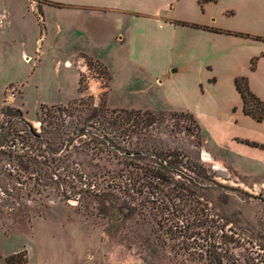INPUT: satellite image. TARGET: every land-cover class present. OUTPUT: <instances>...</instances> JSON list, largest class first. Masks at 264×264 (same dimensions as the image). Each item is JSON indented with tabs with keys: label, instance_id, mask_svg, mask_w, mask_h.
Returning <instances> with one entry per match:
<instances>
[{
	"label": "rangeland",
	"instance_id": "1",
	"mask_svg": "<svg viewBox=\"0 0 264 264\" xmlns=\"http://www.w3.org/2000/svg\"><path fill=\"white\" fill-rule=\"evenodd\" d=\"M45 5L0 0V264H203L206 243L223 233L235 240L226 264H264V161L245 162L254 178L224 170L227 155L173 109L151 112V128L111 135L139 159L82 135L108 132L84 125L106 102L107 75L65 33L85 19L43 14ZM114 62L129 71L124 58ZM152 155L178 161L188 178L157 179L146 171H157Z\"/></svg>",
	"mask_w": 264,
	"mask_h": 264
},
{
	"label": "crops",
	"instance_id": "2",
	"mask_svg": "<svg viewBox=\"0 0 264 264\" xmlns=\"http://www.w3.org/2000/svg\"><path fill=\"white\" fill-rule=\"evenodd\" d=\"M41 1L43 14L53 7L85 19L65 33L83 41L78 55L103 66L110 108L189 113L206 144L227 155L224 170L256 177L245 162L264 161V121L245 115L235 79L247 78L264 102V0ZM119 58L129 71L115 64Z\"/></svg>",
	"mask_w": 264,
	"mask_h": 264
},
{
	"label": "trees",
	"instance_id": "3",
	"mask_svg": "<svg viewBox=\"0 0 264 264\" xmlns=\"http://www.w3.org/2000/svg\"><path fill=\"white\" fill-rule=\"evenodd\" d=\"M216 1V0H211ZM261 40V38H258ZM255 62H252V68L254 69ZM104 71V70H103ZM104 75H107L105 72ZM235 85L239 93L241 94L243 100V112L245 115L250 116L251 118L261 122L264 121V102L260 101L249 89L248 79L245 77L235 79ZM106 102H102L100 108L98 110L92 109L91 113L88 114L86 119L84 120V125L92 121L95 125H100L104 127L103 131L106 130L102 135L95 133H83L82 135L89 134L93 139H98L107 149L115 153H123L126 157H134L141 158L143 155L142 151H128L123 150L122 147L115 143L112 139L111 135L114 134H126L127 132L135 133L137 130H144L146 128H151L158 121L154 113L151 112H141V111H129L127 109H109L106 105ZM19 113V111H17ZM190 116H192L190 114ZM99 118H102L103 121H99ZM91 128H94L91 126ZM132 129V130H131ZM31 130V129H30ZM83 131V130H82ZM83 132H86L85 129ZM263 148V146H262ZM139 152L140 154L137 156H132L133 153ZM177 156V155H176ZM169 158H173L174 155H168ZM150 166L151 168H155L157 171L153 172V170L146 169L148 172H152L153 176L162 181H169L175 176H179L181 179L188 178L185 177V167H180L178 161H169L167 159H162L161 157L152 155L150 156ZM187 176V175H186ZM185 190V188H183ZM207 239L215 237L211 233L206 234ZM218 239V238H216ZM221 239L224 241L220 243H206L204 251L200 255V260H202L203 264H226L225 262L229 261L228 258L231 257L230 253L232 252L233 247L232 244L235 243L233 237L226 235L223 233ZM8 264H11L8 260Z\"/></svg>",
	"mask_w": 264,
	"mask_h": 264
},
{
	"label": "water",
	"instance_id": "4",
	"mask_svg": "<svg viewBox=\"0 0 264 264\" xmlns=\"http://www.w3.org/2000/svg\"><path fill=\"white\" fill-rule=\"evenodd\" d=\"M1 129H4V126H2ZM139 154H140L139 152H137V153H133L132 156H137V155H139Z\"/></svg>",
	"mask_w": 264,
	"mask_h": 264
}]
</instances>
